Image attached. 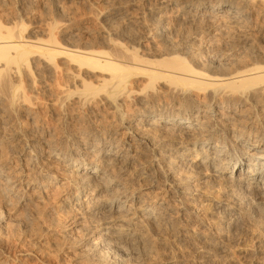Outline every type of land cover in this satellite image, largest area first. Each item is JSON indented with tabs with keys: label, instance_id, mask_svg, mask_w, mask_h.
<instances>
[{
	"label": "bare ground",
	"instance_id": "6f19581e",
	"mask_svg": "<svg viewBox=\"0 0 264 264\" xmlns=\"http://www.w3.org/2000/svg\"><path fill=\"white\" fill-rule=\"evenodd\" d=\"M45 1L28 31L0 0V234L24 214L72 264H264V0H66L82 37Z\"/></svg>",
	"mask_w": 264,
	"mask_h": 264
},
{
	"label": "rangeland",
	"instance_id": "374dc122",
	"mask_svg": "<svg viewBox=\"0 0 264 264\" xmlns=\"http://www.w3.org/2000/svg\"><path fill=\"white\" fill-rule=\"evenodd\" d=\"M29 1H30V3H29ZM33 0H23V3H24V5H23V3H22V5L25 7L26 5L25 4H27V6L25 7V8H23V6H22V12L25 10V12L27 13H24L23 12V21H24V23H26V25H27V28H28V31L29 30H32V29H34V30H40V28L44 25V23L46 24V21H50L51 19H56V18H54L55 16L54 15H52L51 16V13H52V9H50V8H53V4H52V2L51 1H45V0H38V2H37V0L35 1H33ZM61 1V0H60ZM66 1V0H65ZM65 1L64 0H62V2L61 3H63L62 4V6L63 5H65V7L63 6V9L65 10V8H69V6L68 5H70V2H68V1H66V3H65ZM95 1V0H94ZM26 2V3H25ZM28 2V3H27ZM44 2V3H43ZM46 2V3H45ZM47 2H50V4L48 3V5L47 6H50L51 4H52V7H45L43 4H47ZM67 2H68V5H67ZM72 3H75V2H71V4ZM99 3V4H98ZM101 3H103L104 4V2H101V0H96L95 1V4H94V7L96 8V9H98V10H100V8L102 9L103 7V5L101 4ZM28 4H31V5H29L28 6ZM37 4V5H36ZM76 4L77 3H75V5H72V6H76ZM79 4V3H78ZM77 4V5H78ZM101 4V5H100ZM83 5V6H82ZM96 5L98 6H100V8H99V6L98 7H96ZM105 5V4H104ZM42 6H43V8H42ZM67 6V7H66ZM71 6V5H70ZM79 6H81V7H83V8H79ZM74 7H70L71 8V10H70V8L69 9H66V10H70V12L69 11H67V13H66V11H64L63 10V12H61L60 14H61V16H59V18H58V22L60 21V18L61 17H63L62 15H65V13L67 14V15H65V17H63L64 18V20L65 19H67L68 18V20L71 22V24L73 25V26H75V28H77V30H79V32H80V34L79 35H81L80 37H82V33L84 32L83 31V28H86V27H92V28H96L97 26H98V24L96 23V21H93V20H90L89 18L90 17H87V15L89 14V12L91 11V10H87L86 9V6L84 7V4L82 3H80V5H78L77 7L78 8H76L77 9V11H76V9H73ZM105 7V6H104ZM26 8H28V9H26ZM86 10H85V9ZM79 9H84L85 11H80ZM43 10H45V11H49V14H48V12H47V14L49 15H47L49 18H51V19H49L46 15H45V11H43ZM50 11H51V13H50ZM73 11H75V13H73ZM78 11H80V12H78ZM86 11H88V14H86V16H85V13H86ZM45 12V13H44ZM82 12V13H81ZM44 13V14H43ZM64 13V14H63ZM72 13V14H74V15H72V17L70 16V14ZM76 13H79V15H78V18L75 16V14ZM26 14V15H25ZM69 14V15H68ZM82 14V15H81ZM25 15V16H24ZM43 15V16H42ZM85 17H84V16ZM90 15H91V12H90ZM40 16H42V18L40 17ZM58 16V15H57ZM69 16V17H68ZM75 16V17H74ZM79 16H82L81 18L82 19H80L79 18ZM43 17H44V19L45 18H47V19H45V20H43ZM53 17V18H52ZM74 17V18H73ZM71 18H72V20H71ZM41 19H42V21L44 22H42L43 23V25H42V23H41ZM62 19V18H61ZM76 19V20H75ZM77 19H79V21L77 20ZM90 21H89V20ZM63 20V19H62ZM61 20V21H62ZM74 22V23H73ZM79 22V23H78ZM83 22H84V24H83ZM94 22V23H93ZM62 23V22H61ZM41 24V25H40ZM86 24H87V26H86ZM93 25V24H97V26L96 25H94V27L93 26H91V25ZM82 25H83V27H82ZM85 25V26H84ZM81 30V31H80ZM40 98H41V96H40ZM21 214H23V213H21ZM21 216V215H20ZM19 215L17 216L18 218L20 217ZM22 217H24L23 219H26L25 218V216H24V214L18 219L19 220V222H18V220H17V225L19 224L20 225V223H21V226H22V222L24 223L23 225H25V222H28V220L26 221L25 220V222H24V220L22 221L21 220V218ZM17 219V218H16ZM22 221V222H21ZM19 225L17 226L18 228H16L17 229V231H16V233L15 234H13L15 231V229H13L11 226H10V228L13 230V232L11 231V229H10V231H8V228L3 232V233H1L0 235V243H1V245H3V250H7L8 248V250H10L9 251V255H11V256H16V257H19V258H21L22 260L18 263V264H72V262H70L71 260V257L69 256V255H71L70 253H68L67 251L65 252H63V251H61V250H59L58 252H60V253H58L57 252V250H58V245L60 244H58V243H56V241H58L59 242V235H57V234H55L54 235V233H52L54 236H55V238H53L54 236H52V237H49V236H44V237H42L43 239H41V238H39V237H41V235L43 234H41V229L38 227V226H33V225H30V226H28V227H30V229L28 228V230H27V228H25L28 232L30 231L31 233L34 231L35 232V234H34V232L31 234V233H29V234H31V236L30 235H28V232H24L25 231V229H24V227L22 226H20L21 228H19ZM32 227H34V228H39L40 229V231H39V229H31ZM23 228V229H22ZM20 229H22V230H24V231H20ZM36 230H38V231H36ZM6 231H8L7 232V234H6ZM10 232V233H9ZM11 232H12V234H11ZM36 233H38V234H41V235H38V234H36ZM79 233L80 232H76V233H73L72 235H71V237H74V235H75V238L76 239H79L78 237H80V236H78L79 235ZM11 234V235H10ZM78 234V235H77ZM5 236V237H7V238H9V239H6V240H9V241H6V240H4L5 239V237H2V236ZM8 235V236H7ZM81 235V234H80ZM35 236H39L38 238L37 237H35ZM77 236V237H76ZM56 238H58V240L56 239ZM74 238V240H73V238H71V240H72V243H74L75 242V239ZM2 240H4V241H2ZM8 242V243H6V242ZM77 241V240H76ZM3 242V243H2ZM71 242V241H70ZM8 244V245H5V244ZM10 243V244H9ZM55 243V244H54ZM57 245V246H56ZM8 246V247H7ZM4 247H6L7 249H5ZM11 247V248H10ZM57 247V248H56ZM13 250V251H12ZM11 253V254H10ZM72 256V255H71ZM70 257V258H69ZM10 262V261H9ZM8 262V264H12V262H10L9 263ZM74 264V263H73Z\"/></svg>",
	"mask_w": 264,
	"mask_h": 264
}]
</instances>
